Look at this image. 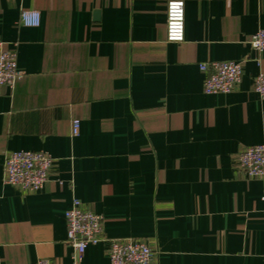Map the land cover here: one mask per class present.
Returning <instances> with one entry per match:
<instances>
[{"label":"crops","instance_id":"crops-1","mask_svg":"<svg viewBox=\"0 0 264 264\" xmlns=\"http://www.w3.org/2000/svg\"><path fill=\"white\" fill-rule=\"evenodd\" d=\"M167 1L0 0V41L24 73L0 86V264H72L74 199L102 219L79 264H108L115 238L145 240L151 264H264V182L235 163L264 143V50L249 45L264 0H183L180 43L165 40ZM213 60L241 64L235 89L203 91ZM21 149L52 156L41 189L2 179Z\"/></svg>","mask_w":264,"mask_h":264},{"label":"built area","instance_id":"built-area-1","mask_svg":"<svg viewBox=\"0 0 264 264\" xmlns=\"http://www.w3.org/2000/svg\"><path fill=\"white\" fill-rule=\"evenodd\" d=\"M39 14L36 11L22 10L20 22L23 25H37ZM165 40L180 43L184 40V1L166 2ZM251 49L257 53L264 50V28H258L249 39ZM257 64L260 59L257 57ZM205 72L203 91L205 93H227L235 89L242 76L241 64L233 60L208 61L199 64ZM16 66L15 51L4 47L0 41V86L13 87L23 76ZM253 89L260 99H264V70H259L253 78ZM79 119L72 120V133L77 134ZM52 156L42 150H15L6 154L3 163L4 183L14 185L23 191L41 189L48 176ZM236 166L247 178L264 182V143L242 148L235 155ZM264 199V196H263ZM66 224L65 242L72 247V264H79L88 244L99 242L102 230L101 216L81 206L74 199L64 213ZM108 264H151L154 250L143 239L115 238L107 244ZM32 264H52L48 259H38Z\"/></svg>","mask_w":264,"mask_h":264}]
</instances>
